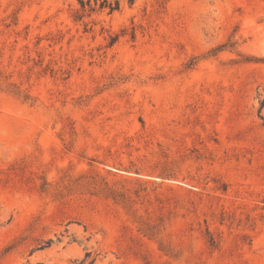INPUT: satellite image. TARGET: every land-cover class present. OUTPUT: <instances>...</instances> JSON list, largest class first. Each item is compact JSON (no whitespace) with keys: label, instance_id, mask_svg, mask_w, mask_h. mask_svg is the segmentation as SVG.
<instances>
[{"label":"rangeland","instance_id":"374dc122","mask_svg":"<svg viewBox=\"0 0 264 264\" xmlns=\"http://www.w3.org/2000/svg\"><path fill=\"white\" fill-rule=\"evenodd\" d=\"M0 264H264V0H0Z\"/></svg>","mask_w":264,"mask_h":264},{"label":"trees","instance_id":"16d2710c","mask_svg":"<svg viewBox=\"0 0 264 264\" xmlns=\"http://www.w3.org/2000/svg\"><path fill=\"white\" fill-rule=\"evenodd\" d=\"M133 0H129V3L131 4ZM80 6L82 9H85V7L91 6V0H87L86 2L79 0ZM94 5L98 6L99 9H108L109 13H113L114 11L118 10L119 8V0H114L113 2H108L107 0H103L98 4V0H94ZM116 41V38H111L110 44L112 45ZM109 197L116 199L115 193L110 192ZM88 257V256H86Z\"/></svg>","mask_w":264,"mask_h":264}]
</instances>
